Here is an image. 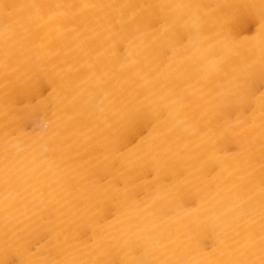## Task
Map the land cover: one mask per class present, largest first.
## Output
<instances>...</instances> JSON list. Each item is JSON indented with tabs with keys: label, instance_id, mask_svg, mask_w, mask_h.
I'll return each mask as SVG.
<instances>
[{
	"label": "bare ground",
	"instance_id": "obj_1",
	"mask_svg": "<svg viewBox=\"0 0 264 264\" xmlns=\"http://www.w3.org/2000/svg\"><path fill=\"white\" fill-rule=\"evenodd\" d=\"M0 264H264V0H0Z\"/></svg>",
	"mask_w": 264,
	"mask_h": 264
}]
</instances>
